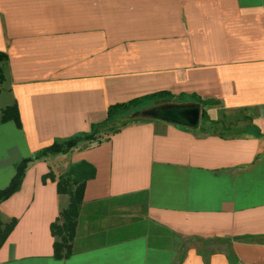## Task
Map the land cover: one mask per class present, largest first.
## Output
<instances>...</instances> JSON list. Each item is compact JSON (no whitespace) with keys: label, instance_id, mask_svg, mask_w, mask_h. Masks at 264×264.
<instances>
[{"label":"crops","instance_id":"obj_1","mask_svg":"<svg viewBox=\"0 0 264 264\" xmlns=\"http://www.w3.org/2000/svg\"><path fill=\"white\" fill-rule=\"evenodd\" d=\"M0 53L20 122L0 121V191L111 106L201 108L196 129L144 118L29 163L0 203L15 222L0 264H264V0H0ZM81 164L93 177L57 259L56 182Z\"/></svg>","mask_w":264,"mask_h":264},{"label":"trees","instance_id":"obj_2","mask_svg":"<svg viewBox=\"0 0 264 264\" xmlns=\"http://www.w3.org/2000/svg\"><path fill=\"white\" fill-rule=\"evenodd\" d=\"M6 60V56L0 53V63L4 64ZM0 77L2 76L0 75ZM166 98L171 97L167 93H158L135 99L128 103L111 106L107 110L106 119L101 123L92 125L89 133L64 141H56L50 147L39 151L32 158L19 162L15 167V176L9 186L0 191V203L19 190L25 170L32 161L41 160L49 155L67 154L83 142H100L103 137L115 135L129 124L137 123L147 118L137 113L134 117L128 119L131 114L145 110L148 104L155 100ZM0 121L2 123L13 122L18 127L20 126L15 104L6 107L0 112ZM91 177H93L92 170L87 165L81 164L71 166L68 172L56 182L57 193L59 195H67L69 198L67 207L59 213L55 222L50 225V233L54 239V255L57 259H64L71 253L84 186ZM14 225V221L8 224L0 223V247L9 236Z\"/></svg>","mask_w":264,"mask_h":264},{"label":"water","instance_id":"obj_3","mask_svg":"<svg viewBox=\"0 0 264 264\" xmlns=\"http://www.w3.org/2000/svg\"><path fill=\"white\" fill-rule=\"evenodd\" d=\"M143 117L165 121L183 128L196 129L201 117L200 105L167 107L147 110L140 113Z\"/></svg>","mask_w":264,"mask_h":264},{"label":"rangeland","instance_id":"obj_4","mask_svg":"<svg viewBox=\"0 0 264 264\" xmlns=\"http://www.w3.org/2000/svg\"><path fill=\"white\" fill-rule=\"evenodd\" d=\"M3 63H0V75L2 76V77H0L1 79H0V108L1 109H5V107H4V105H5V103L7 102V100H8V97H7V94H6V92H7V90H6V88H5V84H4V81H5V78H4V67H3ZM2 110H0V112H1ZM145 110H141V111H138V112H134L133 114H131L129 117H128V119H131L132 117H134V115L135 114H137V113H142V112H144ZM141 115V114H140ZM243 117H239V119H242ZM243 127L245 126V124H243L242 125ZM211 128V131L213 132V133H215V134H220V132H222V129H221V126H219V125H213V126H211L210 127ZM244 129V128H243ZM232 131H234V130H232Z\"/></svg>","mask_w":264,"mask_h":264}]
</instances>
